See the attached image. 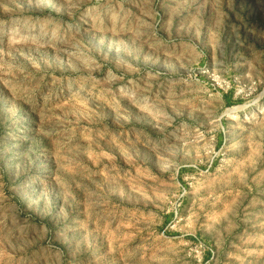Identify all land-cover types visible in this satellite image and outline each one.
I'll list each match as a JSON object with an SVG mask.
<instances>
[{"label":"rangeland","instance_id":"1","mask_svg":"<svg viewBox=\"0 0 264 264\" xmlns=\"http://www.w3.org/2000/svg\"><path fill=\"white\" fill-rule=\"evenodd\" d=\"M0 264H264V0H0Z\"/></svg>","mask_w":264,"mask_h":264}]
</instances>
